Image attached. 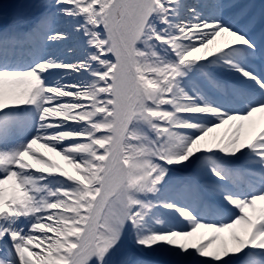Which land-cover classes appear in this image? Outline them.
I'll return each instance as SVG.
<instances>
[{
	"label": "snow or ice",
	"instance_id": "6c2138e0",
	"mask_svg": "<svg viewBox=\"0 0 264 264\" xmlns=\"http://www.w3.org/2000/svg\"><path fill=\"white\" fill-rule=\"evenodd\" d=\"M257 113L264 0H4L0 264H264Z\"/></svg>",
	"mask_w": 264,
	"mask_h": 264
},
{
	"label": "bare ground",
	"instance_id": "6f19581e",
	"mask_svg": "<svg viewBox=\"0 0 264 264\" xmlns=\"http://www.w3.org/2000/svg\"><path fill=\"white\" fill-rule=\"evenodd\" d=\"M256 116L259 118H264V114H261V113H257ZM8 190L11 191V188L9 186H8Z\"/></svg>",
	"mask_w": 264,
	"mask_h": 264
}]
</instances>
